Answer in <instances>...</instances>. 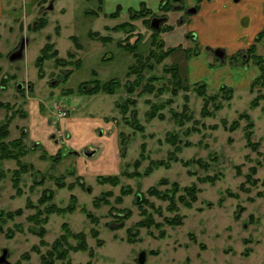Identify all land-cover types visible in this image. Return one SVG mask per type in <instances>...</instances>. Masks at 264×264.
I'll return each instance as SVG.
<instances>
[{
  "label": "rangeland",
  "instance_id": "rangeland-1",
  "mask_svg": "<svg viewBox=\"0 0 264 264\" xmlns=\"http://www.w3.org/2000/svg\"><path fill=\"white\" fill-rule=\"evenodd\" d=\"M1 1L8 19L2 34L9 25L18 33L10 16L19 19L21 9L30 13L23 21L29 26L22 59L10 61L13 46L4 37L0 42V66L6 72L0 84L9 85L7 92L0 91V126L8 128L3 142L20 139L26 149L17 160L0 161V257L6 250L7 262L2 264H42V258L45 264H138L141 252L144 264H264V71L248 61L258 74L246 89L240 86L242 77L238 86L216 91L207 90L203 81L189 82L186 57L200 47L199 33L190 32L186 16L185 23L173 22V30L157 33L150 27L152 11L142 16L134 0H54L38 19L46 25L38 29L33 26L44 0ZM117 8L118 16L109 17ZM251 20L245 16L239 24ZM124 23L129 27L116 29ZM235 36L223 27L207 36L230 43L223 48L224 64L231 70L244 69L240 59L237 65L230 62L245 46L233 44ZM155 37L162 48L153 44ZM46 45L56 56L38 64ZM167 49L173 51L160 63L153 58ZM256 53L264 56V43ZM213 57L216 71L222 64ZM176 65L183 79L172 69ZM110 80L120 82L113 94L91 92L94 82ZM229 93L227 99L224 94ZM13 94H20L18 103ZM32 100L54 126L68 117L113 123L122 158L119 173L94 178L83 173L85 167L68 148L56 154L42 146L32 149L28 135L21 133ZM13 110L17 114L11 119ZM156 163L165 166L156 169ZM109 176H118V183L98 180ZM50 205L55 210L47 213ZM239 207L241 215L235 219ZM146 218L154 225L139 228ZM179 218L181 224L167 223ZM66 228L85 234L87 251H68L77 242L62 238ZM63 251L65 258L57 260Z\"/></svg>",
  "mask_w": 264,
  "mask_h": 264
},
{
  "label": "crops",
  "instance_id": "crops-1",
  "mask_svg": "<svg viewBox=\"0 0 264 264\" xmlns=\"http://www.w3.org/2000/svg\"><path fill=\"white\" fill-rule=\"evenodd\" d=\"M149 1H151L150 4ZM163 1L168 0H134L135 3L139 4L140 9L152 11L153 13H158ZM183 3L185 5L197 4L196 0H185ZM174 4L176 5L177 3L174 2ZM197 5L200 7V10L189 18L187 25L190 32L196 30L199 33L198 38L200 47L193 55L190 52L188 53V57H186L188 67L184 70V73L188 81L193 84L203 81V84L207 86V90L211 89V91H216L224 86H229L230 88L238 86L239 83L237 82V78L242 77L243 82L240 83V86L246 89L257 76L256 74H258L255 71V67L242 69L241 67L235 66V68L231 70V68L223 62L220 67H217L218 69L216 71H213V64L215 61L211 58L212 55L206 51V47L213 48L219 46V49L226 51L223 47L229 46L230 43H220L218 39H208L207 36L211 29L216 30L219 27H223L226 31L232 30L236 32L233 44H243L245 45L244 48L248 47L252 41V35L257 32L264 23V18L261 14L264 0H242L237 4L233 3L232 0H202ZM11 7H13V5ZM116 7H119V4H117ZM6 9L7 11L12 10L10 6H7ZM129 9L131 8H128V10ZM4 10L2 1L0 0V42H2L4 37L5 40L9 41L13 46L11 50L13 51L19 46L20 39L22 37L26 38L24 34L27 33L26 31L29 23H24L23 21H26L27 15L30 13L21 9L22 14L19 19L10 16L9 20L16 21L17 23L18 29H16L18 33L15 32L13 25H9L8 32L2 34V26H4L6 20H8L5 18ZM245 16H249L252 20L244 24H239L240 20ZM174 18L169 21L170 28L173 27L171 23L174 22ZM243 34H248L250 38H240ZM10 52H8V54ZM229 53L232 54L233 50ZM2 58L3 53L0 51V59ZM176 67L180 77L183 79L184 76L181 74V67L177 65ZM202 67L204 71L197 73V70L201 71ZM1 69L2 67L0 66V70ZM1 74H6V72L1 70L0 75ZM21 85V88L17 89L20 94H22L21 89L24 88V85ZM28 86L29 84L27 88ZM8 87L9 85L3 86L0 84V91L7 92ZM20 94H13L14 102L18 103ZM28 103V115L25 121L26 126L22 127L21 133L23 135H28L30 143L33 144L31 147L32 149H34L35 146H42L47 153L56 154L60 148L63 149L61 152L68 148L70 149L68 151L71 152L72 155H75L83 167H85V169L83 168V173L94 176V178L96 176L119 173V164L122 162V158L121 156L119 157V147L117 144L118 134L117 130H115L116 127L112 125L113 123H107L104 122L106 120H101L95 124L94 121L90 119L68 117L61 119L58 125L54 126L50 123L47 116H41L40 113H38L35 100ZM89 123H92V128L89 127ZM96 128H98V132H94ZM78 151H80V153ZM84 151H94L95 153L90 157H86L83 154ZM81 154L83 157H81ZM93 159L95 162L91 163L90 161ZM90 165H92V167Z\"/></svg>",
  "mask_w": 264,
  "mask_h": 264
},
{
  "label": "trees",
  "instance_id": "trees-1",
  "mask_svg": "<svg viewBox=\"0 0 264 264\" xmlns=\"http://www.w3.org/2000/svg\"><path fill=\"white\" fill-rule=\"evenodd\" d=\"M167 7V6H166ZM119 10V11H118ZM129 12H131V9H129L128 10ZM118 12H120V8H117V10L116 11H114V13H112V14H110V15H108L109 17H112V18H115V17H117L118 15H117V13ZM151 13V11H148V10H145V9H140V14L143 16H147L148 14H150ZM151 15L152 16H154V13L152 12L151 13ZM133 16H135V17H139V11H134V15ZM132 19H133V17H132ZM38 25H40V27L39 28H42V27H44L45 25H46V22H45V20H38V23H37V25L35 26L36 28L38 27ZM127 27H129V25H128V23H124L123 25H120V26H118L116 29H126ZM38 29V28H37ZM157 33H158V31H157ZM92 37L94 36V35H91ZM95 38H97V37H95ZM98 39H100L101 41H104L105 43L106 42H108L109 40H110V38H108V37H99ZM158 45V47H160V48H162L163 47V42L161 41V40H159L158 39V37H155L154 38V41H153V44L154 45H156V44ZM50 49H52V46L51 45H46L45 47H44V49H43V56H41V57H39L38 59H37V63L39 64L40 62H42L44 59H48V58H51V57H55L56 56V52L55 51H53V52H51V53H48V51H50ZM129 51H131V52H133V54L135 55L134 57L137 59L138 58V56H137V54L136 53H134V51H135V47H129ZM173 51V49H167L166 51H165V53H162L160 56H159V54H152L153 55V58H156V59H158V62L160 63L162 60H164L166 57H168V55H170V53ZM248 52L250 53V56H249V59L245 62V64L248 62V61H252L253 63H256V65H258L260 68H261V70L262 71H264V57H261V56H257V55H255V53H254V48L252 47V48H249L248 49ZM51 54V55H50ZM236 61V59H235V57H231V59H230V62L231 63H233V62H235ZM172 69H174L175 70V73H177L178 71H177V67L175 66V67H172ZM178 74V73H177ZM96 85H95V87L91 90V92L92 93H97V92H104V93H106V94H113L114 92H116V90H117V88L120 86V82L118 81V80H110V81H108V82H105V83H100V82H94ZM93 83V84H94ZM200 84V83H199ZM196 86H198V84L196 85ZM199 86H201V87H204V85H199ZM225 88H223V89H221V91H223ZM130 92V91H129ZM227 95V96H226ZM224 96L227 98V99H230L231 98V96H230V93L229 94H224ZM254 105V104H253ZM2 106H4V105H2V104H0V107H2ZM5 107H8V106H5ZM11 111V110H10ZM9 111V112H10ZM15 114H17V110H13L12 112H11V116H10V118L11 119H13V117L15 116ZM153 116H155V115H153V114H151L150 115V117L152 118ZM149 117V118H150ZM8 136V128H7V124H3V125H1L0 126V161H2V160H9V159H18L20 156H22V155H25L26 154V149H25V147L23 146V144H22V142L20 141V139H17V140H15V141H13V142H11V143H4L3 142V140L6 138ZM164 164H154V167L157 169V168H159V167H161V166H163ZM165 166V165H164ZM255 170H253V172H254ZM24 172V171H23ZM101 183H110V184H113V185H116L117 183H118V176H109V177H101V178H99L98 179ZM251 184H256L257 183V181L256 180H251V181H249ZM80 184H82V183H80ZM177 186L175 187V192L177 191ZM191 191V190H190ZM150 193L151 194H155L156 196H160L161 194H159V193H155V192H153V191H151L150 190ZM263 197H264V195H262ZM235 197H237V196H235ZM163 199L165 198V197H162ZM45 200L46 199H44V198H42V199H40V203H44L45 202ZM189 205V204H188ZM174 208V205H173V207H172V209ZM241 209V207H239V209H238V211L235 213V219H238L239 217H240V215H241V211L242 210H240ZM55 210V206L54 205H50L49 207H47L46 208V212L47 213H50V212H52V211H54ZM71 211V210H70ZM39 215H40V213H39ZM88 215V217H89V219L91 220V221H93V224H96L95 222H97L96 220L97 219H95V218H93L90 214H87ZM167 223H169L170 225H174V224H181V221H180V218L179 219H177V221H175L174 219H169L168 221H167ZM138 225H139V228L140 227H146V228H149V227H151L152 225H154V223H153V220L151 219V218H146V219H144V220H142V221H139V223H138ZM158 226L159 225H156V228H158ZM91 235H92V237L93 238H95V239H97L98 238V236H99V232H98V230L97 229H95V228H93L92 230H91ZM161 236L163 237V234L161 233ZM190 236V235H189ZM62 238L64 239V240H68V239H74L76 242H77V245L74 247V246H72V247H70V250H69V248H68V251H75V252H79V251H82V252H85V251H87L88 250V246H87V243H86V237H85V234L84 233H82V232H79V233H75V234H71V232L69 231V230H67V228H66V232L63 234V236H62ZM59 241L60 240H56L55 241V243H54V245H55V247L56 246H58L59 245ZM128 243H130V244H133L134 242L133 241H131V240H128ZM103 243L100 241V240H98V242H97V245L98 246H101ZM90 251V253H89V255H90V257L92 258L93 257V253H92V251L91 250H89ZM66 253H67V251H63L61 254H59V256L57 255V260H63L64 258H65V256H66ZM244 255H247V252H245L244 253ZM41 261H42V264H45V262H44V258H42L41 259ZM51 264V263H50ZM87 264H92L91 262H88Z\"/></svg>",
  "mask_w": 264,
  "mask_h": 264
},
{
  "label": "flooded vegetation",
  "instance_id": "flooded-vegetation-1",
  "mask_svg": "<svg viewBox=\"0 0 264 264\" xmlns=\"http://www.w3.org/2000/svg\"><path fill=\"white\" fill-rule=\"evenodd\" d=\"M183 1L185 2V0H168V1H163L162 3H161V5H160V8H159V11H158V13L156 12V13H154V16H153V18H156V19H161V23H160V28H159V30L161 31V30H166V31H170V30H173V27L172 28H170V25L168 24V25H166L165 24V26H163V24L164 23H168V20H171L172 18H174L175 16H174V14L176 13V12H178V16H176V18H174V22L175 23H179V24H183V23H185L186 22V20L185 19H183L184 18V16H186V17H188V20H187V22L189 21V18L190 17H192V16H194L199 10H200V7H198V3L199 2H201L202 0H196V2H197V4L196 5H185L184 3H183ZM207 1H209V0H207ZM242 0H232V2L233 3H235V4H237V3H239V2H241ZM48 2V0H44V2H43V7H42V5H41V7L38 9V11H37V13H38V18H36L35 19V21H36V25H37V23H38V19H39V17L41 16V14L43 15L45 12V9L46 10H49V6L51 5V3H52V5H53V2H54V0H51V1H49L48 2V7H45V4ZM174 2L175 3H177L176 5L174 4ZM167 6V7H166ZM249 7L251 8V6L249 5ZM159 13H161V14H159ZM261 14H262V16H263V18H264V6H263V9H262V11H261ZM152 18V19H153ZM35 25V23H34V27L36 26ZM159 32V31H158ZM240 38H242V39H249L250 37L248 36V34L246 35V34H243L242 36H240ZM252 41H251V43L249 44V46L248 47H246V48H244L243 50H241V51H239L237 54H234L232 57H235V59H236V61L235 62H233L235 65H237V58L238 59H240L241 61H242V63H243V68L244 69H247V65L245 64V62L249 59V56H250V53L248 52V49L249 48H254V53H255V55H257V56H260V55H258L257 53H256V49H257V45L259 44V43H264V23L260 26V28L258 29V31L257 32H255L253 35H252ZM21 42H23L24 44H26L27 42H28V39L27 38H24V37H22L21 39H20V43H19V46H20V44H21ZM18 46V47H19ZM18 47H17V49H18ZM17 49H14L12 52H10L7 56H8V59L10 58V56L13 54V53H15V51L17 50ZM217 50H220V51H222L221 49H211V48H208V49H206V51H208L212 56H214V58H217L216 60L218 61V62H221V63H223L224 61H225V54H224V51H222L223 52V56H222V58H219L218 56H216L215 55V51H217ZM222 52H219L220 54H222ZM264 57V56H263ZM10 60V59H9ZM19 86V85H18ZM19 89V88H18ZM23 89L24 88H22L21 89V91H23ZM239 219V218H238ZM245 243H246V241H244Z\"/></svg>",
  "mask_w": 264,
  "mask_h": 264
},
{
  "label": "water",
  "instance_id": "water-1",
  "mask_svg": "<svg viewBox=\"0 0 264 264\" xmlns=\"http://www.w3.org/2000/svg\"><path fill=\"white\" fill-rule=\"evenodd\" d=\"M236 1V0H235ZM49 9H52V3L51 5L49 6ZM160 23H161V19H156V18H153L151 20V23H150V27L154 30H159L160 28ZM24 47H25V44L23 42H21L20 46L18 47V49L15 51V53H13L11 56H10V61H16L18 59H21L23 57V51H24ZM219 52H222L220 50H217L215 51V55L218 56L219 58H222L223 56V52L222 54H220ZM21 84L18 86V88L20 89L21 88ZM95 152L94 151H84L83 154L86 156V157H90L94 154ZM144 260H145V253L144 252H141L137 258V263L138 264H144ZM3 262H6V250L3 251L1 257H0V264H2ZM7 263V262H6Z\"/></svg>",
  "mask_w": 264,
  "mask_h": 264
},
{
  "label": "built area",
  "instance_id": "built-area-1",
  "mask_svg": "<svg viewBox=\"0 0 264 264\" xmlns=\"http://www.w3.org/2000/svg\"><path fill=\"white\" fill-rule=\"evenodd\" d=\"M62 114V113H61Z\"/></svg>",
  "mask_w": 264,
  "mask_h": 264
}]
</instances>
